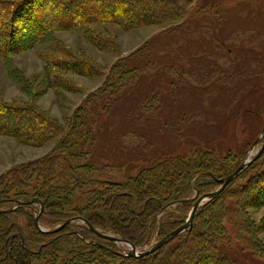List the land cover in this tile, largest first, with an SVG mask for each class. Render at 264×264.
I'll return each instance as SVG.
<instances>
[{
	"label": "rangeland",
	"instance_id": "374dc122",
	"mask_svg": "<svg viewBox=\"0 0 264 264\" xmlns=\"http://www.w3.org/2000/svg\"><path fill=\"white\" fill-rule=\"evenodd\" d=\"M185 6L182 16L174 20L133 29L116 23L96 27L113 42L104 50L80 30H58L55 35L59 41L104 69L96 76L67 72L65 78L75 86L73 89H56L46 84L48 58L63 56L52 50L50 41L7 57L0 55V98L31 103L62 128L41 144L22 143L16 136L0 131V197H14L26 189L33 191L37 179L24 180V172L31 174L32 170L44 168L43 162L60 148L66 131L75 125V116L83 112L79 111L80 106L110 79L115 63L120 59L128 63L135 60L147 44L144 68L90 99L92 109L84 111L87 115L78 123L77 131L85 132L78 138L89 148V157L103 168V175L129 184L143 169L158 166L160 170L180 160L189 163L190 169L204 166L224 175L256 154L263 143L264 129V0H191ZM159 36L170 38L163 50L156 48ZM21 75L27 83L23 84ZM101 181L98 179L95 185L103 187L106 182ZM124 184L122 189L128 186ZM88 187L83 185L81 190L73 191L66 208L85 206L90 198ZM248 200L249 205L242 207L243 217L234 209L239 198L227 193L218 204L223 209L220 218L226 232L221 242L235 264H264V254L252 248V235L264 245V196H251ZM16 204L3 206L14 208L19 203ZM192 207L174 206L169 214L189 216ZM204 216L205 212L200 215L201 220ZM18 218L27 224L25 215L19 214ZM49 220L50 217L44 218L41 229L60 226V222L50 224ZM74 221L84 223L71 222ZM157 224L158 228H151V233L140 239L136 250L148 249L157 242L160 220L154 226ZM184 231L165 244L176 248L173 257L182 249L179 246L188 242L179 237ZM73 242L75 239L70 240ZM114 247L126 256L130 245L115 241ZM44 260L33 258L32 264H43Z\"/></svg>",
	"mask_w": 264,
	"mask_h": 264
},
{
	"label": "trees",
	"instance_id": "16d2710c",
	"mask_svg": "<svg viewBox=\"0 0 264 264\" xmlns=\"http://www.w3.org/2000/svg\"><path fill=\"white\" fill-rule=\"evenodd\" d=\"M150 1L155 3L149 0H0V55L7 57L37 43L50 41L49 44L53 45L50 49L63 56L48 58L46 84L56 89H73L75 86L65 78L67 72L96 76L104 69L86 55L63 44L55 33L65 29L80 30L92 44L104 50L113 42L96 27L116 23L125 29H133L153 22L174 20L182 16V10L191 0ZM142 7L147 10H142ZM169 40V37L159 36L155 40L156 48L163 50ZM147 47L148 44L135 60L128 63L120 59L115 63L110 79L89 95L86 104L80 106L79 111L83 112L75 116V125L71 131H66L59 143L60 148L47 157V166L43 162L44 168H39L40 171L24 172V180L37 179L33 191L26 189L14 197H0V264H32L33 258L40 257L46 264H59L61 259H64L62 264H94L95 260V264H235L233 256L221 242L226 232L220 218L223 209L218 208V204L227 193L239 198L234 209L243 217L242 207L249 205V197L258 199L264 196V149L223 191L198 207L193 217V228L186 229L185 234L179 236L188 242L182 246L179 245L183 240L178 243L182 249L175 254L176 257L172 256L176 248L165 244L148 255L125 256L117 252L113 239L101 234L123 237L138 247L140 239L150 234L151 228H158L159 225L154 224L160 220L161 239L188 218L186 215L173 217L169 214L170 209L174 206L192 207L198 196L220 186L218 178L231 174L243 162L223 175L221 171L204 166L190 169L189 163L180 160L160 170L158 166L143 169L129 184L103 175V168L89 157V148L78 138L79 134L85 133L77 131L78 123L92 109L95 97L110 91L115 82L123 83L132 77L134 71L144 68L143 54ZM20 80H24L23 84L28 82L22 75ZM61 130L57 122L33 104L12 103L0 98L1 132L16 136L22 143L41 144ZM98 179L103 184L106 182L103 187L95 185ZM123 184L129 187L122 189ZM83 185H90V198L86 205L66 208L71 203L73 191L81 190ZM32 199L37 201L28 202ZM12 202L21 204H16L15 208L3 206ZM185 212H188V207ZM204 212L201 220L200 215ZM19 214L26 216L27 224L20 223ZM37 214L39 225L45 224L42 222L44 218L50 217V224L60 222V226L42 230L36 223ZM74 216L87 219L101 233L85 222L70 221L63 225ZM245 220L248 221L247 218ZM74 239L76 243L71 244L70 240ZM252 246L256 252L264 254V245L253 235Z\"/></svg>",
	"mask_w": 264,
	"mask_h": 264
},
{
	"label": "water",
	"instance_id": "95a60500",
	"mask_svg": "<svg viewBox=\"0 0 264 264\" xmlns=\"http://www.w3.org/2000/svg\"><path fill=\"white\" fill-rule=\"evenodd\" d=\"M263 143H264V129H263ZM264 149V144L263 146L256 152V154L252 157H249L247 160L243 161L235 171H233L231 174H229L227 177L225 178H218L217 181L218 183L221 185L220 188L211 191V192H206L204 194H202L194 203L188 218L186 219L185 223L181 224L180 226H178L177 228H175L174 230H172L171 232H169L168 234H166L165 236H163L161 239H159L157 242H155L151 247H149L148 249L142 250V251H138L135 249V245L128 239H125L123 237H119V236H114V235H109V234H105V233H101L99 232L96 228H94L88 221L87 219L81 217V216H74L72 218H69L66 220V223L73 221V220H83L84 222H86L89 227L91 229H93L94 231H97L99 233H101L104 236H108L110 239H113L116 242H126L130 245L129 251L126 254L127 256H144V255H148L151 254L153 252H155L156 250H158L160 247H162L164 244H166L169 240H171L173 237H175L177 234L181 233L182 231L190 228L193 224V217L198 209V207L200 206V204L206 200V199H212L214 197H216L223 189L224 187L232 180L234 179L246 166H248L253 160H255L257 157H259L261 155V153L263 152ZM37 201V199H32L28 202H34ZM21 204V202L19 203ZM17 207V206H16ZM15 208V207H14ZM41 211L43 210V205H41ZM36 223L39 226V215L37 214L36 216ZM63 224V225H64ZM61 225V226H63ZM41 228V227H40ZM43 230V229H42Z\"/></svg>",
	"mask_w": 264,
	"mask_h": 264
}]
</instances>
